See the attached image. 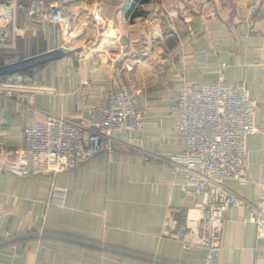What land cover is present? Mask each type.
<instances>
[{"label":"crops","instance_id":"crops-1","mask_svg":"<svg viewBox=\"0 0 264 264\" xmlns=\"http://www.w3.org/2000/svg\"><path fill=\"white\" fill-rule=\"evenodd\" d=\"M64 7L72 16L66 51L56 25L26 22L19 13L11 52L59 56L30 68L42 86L32 104L0 90V162L20 152L31 120H76L105 100L108 84L132 89L143 124L114 132L111 152L57 174L61 203L47 204L50 175L0 172V264H202L200 248L162 233L169 212L180 225L201 199L168 162L185 145L169 109L184 81L216 82L221 63L225 84L248 85L263 131L247 137L246 181L226 186L256 202L264 157V0H64ZM211 9L216 18L207 16ZM246 216L243 206L225 210L217 264H264V237Z\"/></svg>","mask_w":264,"mask_h":264},{"label":"built area","instance_id":"built-area-1","mask_svg":"<svg viewBox=\"0 0 264 264\" xmlns=\"http://www.w3.org/2000/svg\"><path fill=\"white\" fill-rule=\"evenodd\" d=\"M20 12L26 22L56 25L62 36H67L72 23L64 0H0V50L15 49ZM158 12L159 8L154 7L153 18ZM207 16L216 18L217 13L211 9ZM93 17L99 19L96 13ZM30 30L31 36H36L37 27L31 26ZM57 53L47 50L33 56L5 59L0 64V90L14 92L32 104L42 86L34 83L30 68ZM224 69L225 64L221 63L217 81L213 83L184 81L169 109L174 131L184 138L185 145L168 162L174 173L185 178V185L192 187L191 194L201 199L186 210L180 225L169 212L162 233L179 239L185 246L200 248L202 264H217L223 215L230 206L245 207L246 221L255 226L258 237H264V157L256 202L246 201L226 186L228 181L243 183L247 179L250 164L247 137L263 131L255 124L259 103L252 98L244 81L225 84ZM104 89L105 100L89 106L76 120L47 114L23 126V147L11 160L0 162V172L22 177L50 175L47 204L61 203L64 190L54 183L57 174L100 152H111L114 132L142 127L143 113L137 107L132 89L124 84L117 87L108 84Z\"/></svg>","mask_w":264,"mask_h":264},{"label":"rangeland","instance_id":"rangeland-1","mask_svg":"<svg viewBox=\"0 0 264 264\" xmlns=\"http://www.w3.org/2000/svg\"><path fill=\"white\" fill-rule=\"evenodd\" d=\"M67 33H68V31H67ZM67 33H66V35H67ZM64 39H65V41L63 40L62 41V46L59 48V49H61V50H64V51H66L67 49H68V46H67V38H66V36L64 37ZM49 50V49H48ZM45 51H47V50H45ZM44 51V52H45ZM11 52V51H10ZM6 53V52H5ZM7 54H9V56L8 55H3V60L5 61V59H10L11 57H18V58H23V56H21L20 54H18V53H9V51H8V53ZM39 54V53H38ZM56 55H58V53L56 54ZM59 56V55H58ZM58 56H56V57H58ZM56 57H50L48 60H46L45 62H48V61H51V60H53V59H56ZM95 105V104H94ZM90 106H92V105H90ZM89 107V106H88ZM87 107V108H88ZM86 108V109H87ZM258 109H259V106H258ZM258 111V110H257ZM259 127V126H258ZM78 167V166H77ZM76 168V167H75ZM62 189V188H61Z\"/></svg>","mask_w":264,"mask_h":264},{"label":"trees","instance_id":"trees-1","mask_svg":"<svg viewBox=\"0 0 264 264\" xmlns=\"http://www.w3.org/2000/svg\"><path fill=\"white\" fill-rule=\"evenodd\" d=\"M6 52V53H5ZM8 53V51H4V50H0V64H2V62L4 61L3 60V55H8L9 56V54H7ZM9 53H13V52H9Z\"/></svg>","mask_w":264,"mask_h":264}]
</instances>
